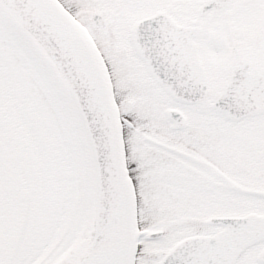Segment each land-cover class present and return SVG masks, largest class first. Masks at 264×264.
Returning <instances> with one entry per match:
<instances>
[{
  "label": "snow or ice",
  "instance_id": "6c2138e0",
  "mask_svg": "<svg viewBox=\"0 0 264 264\" xmlns=\"http://www.w3.org/2000/svg\"><path fill=\"white\" fill-rule=\"evenodd\" d=\"M0 264H264V0H0Z\"/></svg>",
  "mask_w": 264,
  "mask_h": 264
}]
</instances>
